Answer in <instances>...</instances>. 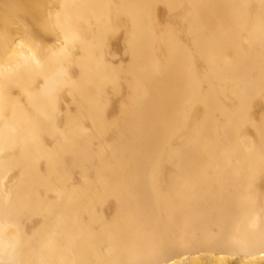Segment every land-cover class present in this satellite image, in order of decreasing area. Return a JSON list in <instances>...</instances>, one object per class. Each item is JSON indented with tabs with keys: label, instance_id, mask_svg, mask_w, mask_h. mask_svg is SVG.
<instances>
[{
	"label": "bare ground",
	"instance_id": "bare-ground-1",
	"mask_svg": "<svg viewBox=\"0 0 264 264\" xmlns=\"http://www.w3.org/2000/svg\"><path fill=\"white\" fill-rule=\"evenodd\" d=\"M0 264H264V0H0Z\"/></svg>",
	"mask_w": 264,
	"mask_h": 264
}]
</instances>
